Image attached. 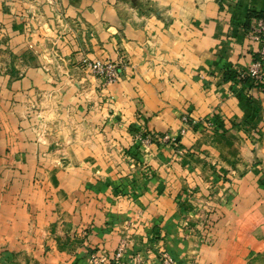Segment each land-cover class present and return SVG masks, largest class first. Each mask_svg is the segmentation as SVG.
Returning <instances> with one entry per match:
<instances>
[{
    "label": "crops",
    "instance_id": "crops-1",
    "mask_svg": "<svg viewBox=\"0 0 264 264\" xmlns=\"http://www.w3.org/2000/svg\"><path fill=\"white\" fill-rule=\"evenodd\" d=\"M141 1L0 0V264H89L123 238L120 264L160 249L245 264L264 249V80L243 79L264 0ZM37 6L77 16L90 54L123 51L109 99L66 64L82 44L53 60L29 36Z\"/></svg>",
    "mask_w": 264,
    "mask_h": 264
},
{
    "label": "rangeland",
    "instance_id": "rangeland-1",
    "mask_svg": "<svg viewBox=\"0 0 264 264\" xmlns=\"http://www.w3.org/2000/svg\"><path fill=\"white\" fill-rule=\"evenodd\" d=\"M123 3L140 7V5L143 4V1L116 0V4L122 5ZM146 3L147 2H145V4ZM37 7L38 9H36L33 13V19L36 23L35 29H33L30 25L27 26L29 36L36 35L41 38H45L46 42L49 43V46H46L45 50L46 52H50L53 56V60L54 57L59 60L63 53H67L66 50H72L75 45L82 44L84 49L80 58L75 60V62L72 60L67 61L66 64L68 67L75 65L78 70L85 74V78L86 76L94 77L98 81L97 87L102 94L101 97L104 100L109 99V97H111L109 91L112 86L119 82L121 77L120 73L122 70L124 71L127 66V61L125 60L126 58L123 51L117 48L114 58H110L109 55H106L105 53L95 54L92 52V54H90L91 51L89 53L88 49H86L89 44V40L93 39L95 43H98V41L96 40L93 32L86 31L85 28L81 27L82 24L79 19L76 18L77 16L71 17L68 15L65 17L61 14V12L57 11L59 15L58 17L54 14L53 17L48 16L51 17L48 18L47 15L40 10L39 6ZM121 15L124 17V12H121ZM24 23L26 25L27 21H24ZM44 25H46V28H44ZM7 37L6 32L0 29V43L3 44V46L0 47V50L5 47L2 49L5 53L11 52L6 45ZM41 48L43 49V46ZM104 51H106L105 48ZM10 54L12 57V53ZM66 56H68V54H66ZM114 75H116L115 78H113ZM245 264H264V249L259 252L250 253L246 256Z\"/></svg>",
    "mask_w": 264,
    "mask_h": 264
},
{
    "label": "built area",
    "instance_id": "built-area-1",
    "mask_svg": "<svg viewBox=\"0 0 264 264\" xmlns=\"http://www.w3.org/2000/svg\"><path fill=\"white\" fill-rule=\"evenodd\" d=\"M250 36L259 42V49L257 51V58L251 64L248 73L253 76L257 81L264 80V18H260L254 21V24L250 30ZM116 75L113 76L115 78ZM187 118H183V122H187ZM183 130H181V133ZM167 140H175L174 138L164 137ZM130 241L127 238L120 239L116 248L113 250L111 255L105 254L100 250L89 253L88 263L89 264H120L124 254L127 251ZM134 264H143V255L140 252H134L132 254ZM175 260L165 250L160 249L157 255V261L155 264H175Z\"/></svg>",
    "mask_w": 264,
    "mask_h": 264
},
{
    "label": "trees",
    "instance_id": "trees-1",
    "mask_svg": "<svg viewBox=\"0 0 264 264\" xmlns=\"http://www.w3.org/2000/svg\"><path fill=\"white\" fill-rule=\"evenodd\" d=\"M252 17L258 18L261 17L260 13H251ZM249 18H250V13H249ZM257 58V55L255 57V59ZM263 69H264V64H263ZM244 82L249 84V87H256L258 89H262L263 88V81H257L253 76H251L248 72L247 74H245V76L243 77ZM208 223V222H207ZM214 223V220L211 221V225Z\"/></svg>",
    "mask_w": 264,
    "mask_h": 264
}]
</instances>
